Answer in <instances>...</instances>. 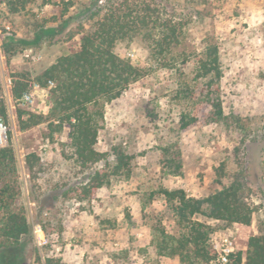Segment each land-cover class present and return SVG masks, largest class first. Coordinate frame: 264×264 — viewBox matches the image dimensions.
Instances as JSON below:
<instances>
[{
    "label": "rangeland",
    "instance_id": "1",
    "mask_svg": "<svg viewBox=\"0 0 264 264\" xmlns=\"http://www.w3.org/2000/svg\"><path fill=\"white\" fill-rule=\"evenodd\" d=\"M71 1L73 6L66 15L62 6L45 5L44 0H33L26 11L16 15L0 3V47L8 33L33 40L37 23L45 21L51 28L73 19L62 34L45 37L22 50L9 68L0 49V80L9 105L8 143L11 140L18 159L22 189L19 204L26 208L32 227V234L22 241L18 264H180L178 258L157 256L151 244V227L158 221L171 234L178 230L157 192L183 189L189 197L207 196L219 189L216 169L222 163L230 170L237 167L233 155L236 148L253 181L250 201L257 207L253 223L240 230L236 225L225 228L221 223H208L218 225L212 236L236 232L239 251L245 256L249 238L264 229V0H208L207 5L194 9L188 8L185 0H155L163 14L175 15L176 19L187 15L190 23L182 44L171 55L174 68H160L142 36L116 45V54L146 69L147 75L120 99L106 105L96 148L109 154V163L115 147L133 155L134 173L128 181L112 180L95 199L86 202L64 195L88 175L69 158L63 146L69 129L55 143L45 138L44 125L19 132L9 94L13 73L34 78L59 57L79 50L82 36L92 31L86 9L93 0ZM211 42L220 51L224 111L249 119L251 134L244 146L240 144L242 134L230 133L222 125L198 126L185 133L178 130L186 104L175 99L176 92L183 82L194 79L195 55ZM21 107L47 114L48 91H34V103ZM177 139L183 175L166 177L159 147ZM29 153L40 158L32 173L26 168ZM104 166L103 162L94 169Z\"/></svg>",
    "mask_w": 264,
    "mask_h": 264
},
{
    "label": "trees",
    "instance_id": "2",
    "mask_svg": "<svg viewBox=\"0 0 264 264\" xmlns=\"http://www.w3.org/2000/svg\"><path fill=\"white\" fill-rule=\"evenodd\" d=\"M32 1L0 0V3L16 15L26 11ZM185 3L194 9L207 5L208 0H185ZM44 4L62 6L63 15L73 6L71 0H44ZM161 8L155 0H93L86 9L90 13L92 31L82 36L79 50L59 57L34 78L27 73L11 75L9 94L19 132L44 125L45 138L55 143L64 130L69 129L63 146L69 158L88 175L83 183L66 191L65 196L74 195L81 202L91 201L112 180L128 181L132 178L133 155L115 147L111 152L113 161L109 163V154L99 152L96 146L105 121L106 105L120 99L147 75L146 69L116 54V45L142 36L149 43L152 60L160 68H174L171 55L182 44L185 27L191 19L187 15L176 19L175 15L163 14ZM72 21L69 18L51 28L45 21L37 23L33 40L19 38L12 33L5 35L0 49L6 67L9 68L12 59L27 47L39 44L45 37L62 34ZM193 62L194 79L183 82L175 95L176 100L186 104L178 122L179 133L198 126L222 125L230 133L242 134L240 144L244 146L251 134L249 119L235 113L227 115L224 111L223 70L218 45L207 43L203 51L195 55ZM50 82L54 86H50ZM34 84L48 91L47 114L21 107L23 95L31 91ZM0 118L9 123V105L1 80ZM159 151L164 176H182L183 159L178 139L159 147ZM239 151V148L233 151L237 162L234 170H230L226 163L216 169L215 183L219 189L207 196L189 197L183 189H160L157 192L165 200L178 228L171 234L161 221L151 227V244L157 256L178 258L180 264H210L214 252L209 241L218 225L208 221L221 223L225 228L252 225L257 212V207H253L250 201L253 181ZM103 162L104 167L94 169ZM38 164L40 158L36 153L26 156L29 173ZM261 167L264 170V158ZM21 195L18 159L10 140L7 146L0 148V257L3 264H18L22 241L32 234L27 210L19 204ZM234 264H264V229L249 238L245 256L239 251Z\"/></svg>",
    "mask_w": 264,
    "mask_h": 264
},
{
    "label": "built area",
    "instance_id": "3",
    "mask_svg": "<svg viewBox=\"0 0 264 264\" xmlns=\"http://www.w3.org/2000/svg\"><path fill=\"white\" fill-rule=\"evenodd\" d=\"M49 84L50 86H54L52 82H50ZM34 91H44V89L34 84L32 90L23 95L22 101L24 104L34 103ZM8 133H9V128L7 124L2 118H0V148L7 146ZM209 245L211 250L214 252V258L210 262V264L235 263L236 255L239 252L236 232L232 231L229 232L228 234L212 236L209 241Z\"/></svg>",
    "mask_w": 264,
    "mask_h": 264
},
{
    "label": "crops",
    "instance_id": "4",
    "mask_svg": "<svg viewBox=\"0 0 264 264\" xmlns=\"http://www.w3.org/2000/svg\"><path fill=\"white\" fill-rule=\"evenodd\" d=\"M55 62H52L49 66H51L52 64H54ZM48 66V67H49ZM237 227H238V229L240 230L243 226H241V225H236ZM244 228V227H243Z\"/></svg>",
    "mask_w": 264,
    "mask_h": 264
}]
</instances>
